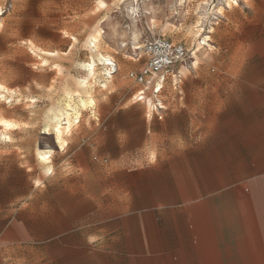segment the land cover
<instances>
[{
    "label": "crops",
    "instance_id": "obj_1",
    "mask_svg": "<svg viewBox=\"0 0 264 264\" xmlns=\"http://www.w3.org/2000/svg\"><path fill=\"white\" fill-rule=\"evenodd\" d=\"M235 3L237 46L264 54V0ZM221 80L174 78L91 139L0 141V264H264V92Z\"/></svg>",
    "mask_w": 264,
    "mask_h": 264
},
{
    "label": "rangeland",
    "instance_id": "obj_2",
    "mask_svg": "<svg viewBox=\"0 0 264 264\" xmlns=\"http://www.w3.org/2000/svg\"><path fill=\"white\" fill-rule=\"evenodd\" d=\"M146 2L0 0V141L34 139L43 148L53 140L62 146L91 139V126L122 124L114 110L161 106L159 95L177 77L221 78L211 87L235 100L264 92V69L251 68L264 54L243 52L236 44L235 0ZM156 37L193 51L191 60L180 63L185 67L164 73L158 91L162 74L146 85L128 77L146 65L139 46ZM250 77L260 82L252 85ZM52 115L65 116L69 125L55 130ZM36 158L44 169L48 159Z\"/></svg>",
    "mask_w": 264,
    "mask_h": 264
},
{
    "label": "built area",
    "instance_id": "obj_3",
    "mask_svg": "<svg viewBox=\"0 0 264 264\" xmlns=\"http://www.w3.org/2000/svg\"><path fill=\"white\" fill-rule=\"evenodd\" d=\"M138 50L146 58V65L138 72H130L128 77L145 85L147 76L165 73L175 64L186 63L193 58V51L163 37L142 42Z\"/></svg>",
    "mask_w": 264,
    "mask_h": 264
},
{
    "label": "bare ground",
    "instance_id": "obj_4",
    "mask_svg": "<svg viewBox=\"0 0 264 264\" xmlns=\"http://www.w3.org/2000/svg\"><path fill=\"white\" fill-rule=\"evenodd\" d=\"M147 2H148V0H147ZM146 2V3H147ZM145 3V4H146ZM137 6H135V7H132L131 8V10L133 11V12H135V11H137ZM205 20V19H204ZM152 26H153V24H151ZM104 58V57H103ZM106 61H107V63L108 64H112V61L110 60V58L109 57H105L104 58ZM174 68L175 67H185L183 64H180V63H177V64H175L174 66H173ZM172 67V68H173ZM91 69V68H90ZM107 73H109V72H107ZM156 75L157 74H153L149 79H148V82H147V84H149V83H151L153 80H154V78L156 77ZM82 81V80H81ZM81 83V82H80ZM83 83V82H82ZM147 88V87H146ZM72 103V102H71ZM70 106V105H69ZM66 107V106H65ZM68 112V111H67ZM75 114V113H74ZM69 115V114H68ZM51 117V116H50ZM52 118H53V120L55 121V123L54 124H56V128L57 129H55V130H59L60 129V126L63 124V125H66V126H68L69 124L67 123L68 122V120L69 119H67L65 116H63V115H60V116H58V115H52ZM69 118V117H68ZM52 120V121H53ZM5 121H7V120H5ZM1 122V121H0ZM3 122V121H2ZM76 122V121H75ZM10 123V122H9ZM12 123V122H11ZM10 123V124H11ZM70 123V122H69ZM6 124V123H5ZM54 124H53V126H54ZM68 124V125H67ZM8 125V124H7ZM8 127V126H7ZM9 128V127H8ZM55 128V127H54ZM59 128V129H58ZM66 128V127H65ZM58 133V132H57ZM56 133V134H57ZM55 134V135H56ZM59 136V135H58ZM58 138V137H57ZM59 138H60V136H59ZM37 154V157H38V159H40V160H42V161H44V160H46L47 159V150H46V152L45 151H43V150H41V149H38L37 150V152H36ZM41 157H46V159H41ZM47 162V161H46Z\"/></svg>",
    "mask_w": 264,
    "mask_h": 264
},
{
    "label": "snow or ice",
    "instance_id": "obj_5",
    "mask_svg": "<svg viewBox=\"0 0 264 264\" xmlns=\"http://www.w3.org/2000/svg\"><path fill=\"white\" fill-rule=\"evenodd\" d=\"M41 159H46V157H41ZM49 171H51V169H49Z\"/></svg>",
    "mask_w": 264,
    "mask_h": 264
}]
</instances>
